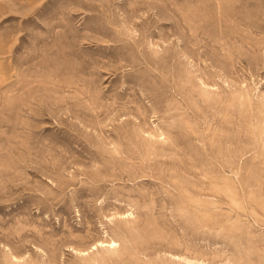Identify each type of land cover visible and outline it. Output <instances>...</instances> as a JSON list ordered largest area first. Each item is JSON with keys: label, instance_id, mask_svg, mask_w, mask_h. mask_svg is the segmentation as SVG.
Segmentation results:
<instances>
[{"label": "rangeland", "instance_id": "obj_1", "mask_svg": "<svg viewBox=\"0 0 264 264\" xmlns=\"http://www.w3.org/2000/svg\"><path fill=\"white\" fill-rule=\"evenodd\" d=\"M0 264H264V0H0Z\"/></svg>", "mask_w": 264, "mask_h": 264}, {"label": "bare ground", "instance_id": "obj_2", "mask_svg": "<svg viewBox=\"0 0 264 264\" xmlns=\"http://www.w3.org/2000/svg\"><path fill=\"white\" fill-rule=\"evenodd\" d=\"M101 245H107V244L101 243ZM109 245H116V244L114 242H111Z\"/></svg>", "mask_w": 264, "mask_h": 264}]
</instances>
